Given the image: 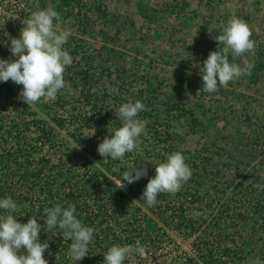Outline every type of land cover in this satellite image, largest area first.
Segmentation results:
<instances>
[{
    "label": "rangeland",
    "instance_id": "1",
    "mask_svg": "<svg viewBox=\"0 0 264 264\" xmlns=\"http://www.w3.org/2000/svg\"><path fill=\"white\" fill-rule=\"evenodd\" d=\"M53 2L0 0V50L5 31L19 38L22 21ZM72 4L75 11L59 25L72 31L64 45L73 57L64 75L66 87L55 100L42 99L29 106L54 129L62 149L86 156L73 137L77 134L74 116L92 109L82 96L83 88L98 98L107 96V102L100 104L110 116L137 95L143 97L147 111L153 112L152 117L139 113L138 118L149 123L141 136L140 151L128 153L126 162L134 169L146 161L148 175L122 188L129 199H117L118 203L124 201L123 212L131 218L129 231L145 247L142 255L133 254L124 264H264V0H73ZM79 14L86 15L81 23ZM233 15L252 27L255 54L247 55L254 66L250 75L206 93L202 89L203 62L211 51L223 47L214 37ZM19 86L11 80L0 81V95L9 88L16 95L12 103L0 105V117L19 115L21 107L14 101L26 104L19 99ZM146 88L150 91L141 94ZM176 106L181 110L169 109ZM62 120L66 121L60 125ZM156 120L160 121L157 133L149 130ZM92 133V129L88 131L91 137ZM162 137L168 140L163 142ZM5 140L0 129L3 161L11 145ZM175 151L186 157L192 176L175 195L161 193L156 205L148 207L141 197L155 176V164ZM57 152L51 153L54 162L60 155ZM105 164L96 161V167L109 175ZM5 166L0 164V188ZM111 180L120 187L116 177ZM64 181L61 178L57 184ZM18 186L21 192L29 190L28 185ZM40 201V197H32L28 207ZM112 203L97 200L92 208L110 212L115 207ZM160 205L165 206V213ZM20 214L25 213L18 207L17 219ZM181 221L184 226L177 228ZM118 223V218L108 217L109 225ZM126 227L125 223L120 229H97L99 238L104 231L109 237L101 244L98 259L112 242L130 234ZM47 240L56 241L58 235L51 239L48 235ZM226 249L230 254L220 262Z\"/></svg>",
    "mask_w": 264,
    "mask_h": 264
},
{
    "label": "clouds",
    "instance_id": "2",
    "mask_svg": "<svg viewBox=\"0 0 264 264\" xmlns=\"http://www.w3.org/2000/svg\"><path fill=\"white\" fill-rule=\"evenodd\" d=\"M61 22V14L49 3L22 21L24 26L19 38L4 32L2 43L9 47L15 59H0V81L11 80L22 85L19 99L27 105L42 99L53 101L59 91L66 87L64 75L72 65L73 57L64 45L72 31L70 28H60ZM252 35V27L246 20L236 15L228 20L222 33L214 37L223 47L211 51L203 62L201 76L204 92L214 93L219 87H227L234 79L251 74L254 65L247 54H255L256 42L251 39ZM238 59L240 63L236 62ZM146 110V105L140 100H129L119 106L115 115L121 121V126H108L110 138L106 136L98 145L97 151L104 161L109 158L117 160L127 153L140 151L141 136L146 134L149 121L138 117L140 112ZM145 162L143 167L122 172L120 188L126 187L125 181L131 184L148 175ZM191 176L192 169L186 163V157L180 151H175L164 162L155 164V176L149 179L141 199L148 207H154L159 194L175 195ZM0 210L6 213L0 214V264H49L44 253L50 244L47 240L41 242L40 233L42 230L49 233L51 239L52 229L56 227L71 238L69 254L73 261H81L87 256L95 229L77 218L75 204L62 207L57 203L44 209L46 219L32 215L27 223L18 221L15 215L18 204L11 196L0 199ZM39 219H44L43 225L38 223ZM144 251L145 247L139 240L134 245H113L104 254V264H124L129 256L142 255Z\"/></svg>",
    "mask_w": 264,
    "mask_h": 264
},
{
    "label": "trees",
    "instance_id": "3",
    "mask_svg": "<svg viewBox=\"0 0 264 264\" xmlns=\"http://www.w3.org/2000/svg\"><path fill=\"white\" fill-rule=\"evenodd\" d=\"M73 0H61V2L51 3L55 6L56 10L61 14L62 22L65 21L67 17L75 11V7L72 4ZM80 13V12H79ZM86 15L83 17L81 14L78 15L79 23L84 20ZM61 22V23H62ZM11 32H14L11 30ZM16 38V37H15ZM10 44V41H9ZM69 47V46H68ZM0 56L3 59H15L12 56L9 47L5 46L0 50ZM23 88L22 85L19 86ZM10 91V93H8ZM7 93L0 95V105H3V101L7 103L10 102L12 98L16 99V95L9 88ZM150 90H144L142 93H147ZM154 95L153 93H151ZM82 96L89 103L92 104V109L89 112H83L80 116H74L75 118V131L77 134H73V137L81 145L83 151L89 156L79 154L72 149L63 148V145L58 144L55 138L54 129L45 125V123L38 118L37 114L32 112L30 106L24 104L21 101H14L15 104L19 103L21 109L20 112H17L19 115L13 116H1L0 117V129L2 131V136L5 137L6 143L11 141L9 150L7 154L3 156L4 160H0V164L6 165L3 167L5 174H3L2 185L0 188V199L11 196L18 204L20 210L24 211V215L20 214L18 221L21 223H27L32 215L37 217L45 215L43 213L45 208L53 207L57 203L61 204L62 207H68L71 204L76 206V215L86 226H91L95 229L93 240L88 246L87 256L81 261H73L70 258L69 248L72 243L71 238L64 235V231L58 227L52 229L53 235L56 233L58 235V240H47L49 233L41 231L40 240L41 242L47 240L50 244V247L44 253L45 259L49 261V264H104V254L107 250L113 245H128L132 242L135 244L136 233L129 231V228L133 227L129 215L125 211L124 201L118 203L117 199L120 197L129 199L126 191L117 184H115L111 177L114 176L122 183L121 175L123 171H131L130 166L126 165L128 153L124 157L112 160L108 159L109 162L105 161V167L110 172L106 174L105 172L100 171L96 167V161H104L97 149L98 145L103 141L106 136H109L108 126L113 128H118L121 126V121L118 117L110 116L105 108H103L100 103L107 102L106 97H97L94 94L88 93L86 88L82 89ZM142 96L137 95L131 99L133 102L136 100H142ZM17 102V103H16ZM4 107V105H3ZM103 108V110H102ZM147 108V106H146ZM170 110L178 109L169 107ZM184 111V110H183ZM149 114L150 117L154 116L153 112L142 111L140 114ZM66 120H62L60 125H63ZM60 123V120H59ZM157 124H151L150 129L157 133V128L159 127L160 121L156 120ZM93 130L92 137L88 134V131ZM86 134L87 136H85ZM10 140V141H9ZM168 139L162 137V141H167ZM59 151L60 155L58 160L54 162L53 155H56ZM55 152V154H51ZM91 158V159H90ZM8 172V173H7ZM12 181H10V178ZM63 178L65 181L62 184H57L60 179ZM139 181V180H138ZM126 186L127 182H124ZM134 183H137L134 182ZM131 183L130 185H133ZM19 185L26 187L28 185L29 190L26 193L19 190ZM64 188H63V187ZM64 190H63V189ZM68 189V192H64ZM105 189L103 192L102 190ZM142 191V190H141ZM140 192V190H139ZM25 194V198L21 199L22 195ZM162 195V194H160ZM32 197L41 198L42 201L38 205L29 206L27 201ZM95 197V198H93ZM164 198V196H163ZM105 199L114 200V208L112 211L107 212L105 210L93 209V203L97 200L100 202L105 201ZM108 201V200H107ZM129 201V200H128ZM162 213H165V206L159 207ZM181 211H183L181 209ZM0 214L6 215L3 210H0ZM126 215L127 217H123ZM136 214H133L132 217H135ZM108 217L118 218L117 224H108ZM41 219L38 220V223H41ZM126 223V228L130 234L127 235L124 239L122 236L118 238L115 242H112L108 249L105 252H102V256L98 259L97 253L100 251L102 243H105L107 238V232L104 231L103 238H99V234L96 233L97 229L104 227L106 230L111 227L119 228L120 226L124 227ZM185 221L179 222L176 224L177 228L183 227ZM187 225V224H186ZM187 227V226H186ZM109 242V241H108ZM220 253V252H219ZM245 253H249L245 251ZM230 254V250L226 249L220 255L221 258L226 257ZM127 261V260H126Z\"/></svg>",
    "mask_w": 264,
    "mask_h": 264
}]
</instances>
